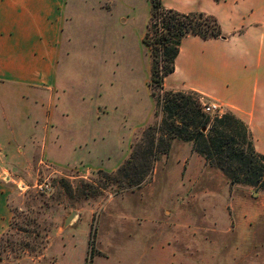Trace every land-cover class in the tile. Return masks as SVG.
Segmentation results:
<instances>
[{"label":"rangeland","instance_id":"obj_1","mask_svg":"<svg viewBox=\"0 0 264 264\" xmlns=\"http://www.w3.org/2000/svg\"><path fill=\"white\" fill-rule=\"evenodd\" d=\"M65 13L53 123L50 105L39 119L41 143L0 152V264H263L264 215L238 236L229 231L233 196L256 200L264 192L230 185L203 158L194 162L201 156L189 143L177 140L172 150L174 139L133 191L103 185L99 171L115 173L140 130L160 120L141 40L150 2L68 0ZM105 105L107 114L97 115ZM55 124L71 132L60 148L51 141ZM255 137L264 153V129ZM44 181L51 189L40 193L34 185Z\"/></svg>","mask_w":264,"mask_h":264},{"label":"crops","instance_id":"obj_2","mask_svg":"<svg viewBox=\"0 0 264 264\" xmlns=\"http://www.w3.org/2000/svg\"><path fill=\"white\" fill-rule=\"evenodd\" d=\"M67 2L0 0V152L16 148L23 153L28 146L41 143L43 124L39 119L46 117L50 105L53 123L52 92L56 88L52 87H56L55 69ZM162 3L181 12L214 15L223 36L184 37L174 60V71L165 76L163 88L194 91L216 101L223 111L233 112L248 124L258 149L255 132L264 129V0H162ZM44 90L50 92L47 100L43 99ZM96 113L107 114L106 105L97 108ZM57 126L52 127L51 141L60 148L71 132ZM177 142L173 141L172 150ZM192 157L194 162H202V157L194 154ZM51 159L60 164L55 157ZM4 201L0 189V216L6 207ZM231 207L234 222L229 232L238 236L241 228H250L264 215V198L249 200L238 193L233 196ZM239 243L232 242L233 252Z\"/></svg>","mask_w":264,"mask_h":264},{"label":"trees","instance_id":"obj_3","mask_svg":"<svg viewBox=\"0 0 264 264\" xmlns=\"http://www.w3.org/2000/svg\"><path fill=\"white\" fill-rule=\"evenodd\" d=\"M148 1L150 17L142 43L150 51L148 86L156 97L153 114L160 120L140 130L130 156L115 173L99 171L103 185L116 193L141 187L176 139L189 143L191 150L220 170L230 185L264 192V153L256 150L248 124L229 110L216 115L203 112L199 100L202 96L197 92L163 88L165 76L174 71L182 39L188 35L223 37L219 21L205 12H181L165 7L162 0Z\"/></svg>","mask_w":264,"mask_h":264},{"label":"built area","instance_id":"obj_4","mask_svg":"<svg viewBox=\"0 0 264 264\" xmlns=\"http://www.w3.org/2000/svg\"><path fill=\"white\" fill-rule=\"evenodd\" d=\"M199 100L201 102L203 112L211 115H216L223 112L221 106L216 101L206 102L205 98L203 97H199ZM34 188L40 193H47L51 189L50 184L47 181L36 183Z\"/></svg>","mask_w":264,"mask_h":264},{"label":"water","instance_id":"obj_5","mask_svg":"<svg viewBox=\"0 0 264 264\" xmlns=\"http://www.w3.org/2000/svg\"><path fill=\"white\" fill-rule=\"evenodd\" d=\"M75 216V211H71L70 214L65 218L64 224H69Z\"/></svg>","mask_w":264,"mask_h":264}]
</instances>
